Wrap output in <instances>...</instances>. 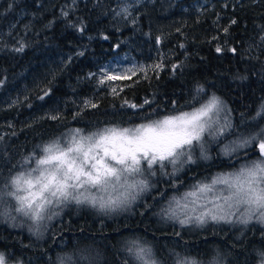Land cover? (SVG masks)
I'll return each mask as SVG.
<instances>
[{"label":"trees","instance_id":"1","mask_svg":"<svg viewBox=\"0 0 264 264\" xmlns=\"http://www.w3.org/2000/svg\"><path fill=\"white\" fill-rule=\"evenodd\" d=\"M199 1L134 0L130 17L119 20L112 10L119 0H0V253L8 264H59L60 258L64 264H136L125 250L131 240L150 246L159 264H173V253L198 262L219 257L220 264H259L264 227L239 232L208 224L191 232L162 216L171 198L199 180L256 158L253 148L232 157L220 150L264 129V117L256 118L264 105V0H208L197 9ZM21 43L24 50L15 51ZM123 52L141 61L144 71L99 85L94 72ZM156 64L162 68L154 71ZM13 90L18 99L5 107ZM213 94L230 110L232 129L206 143L211 159H197L175 177L157 171L151 189L128 212L73 205L35 233L3 195L10 177L34 166L25 159L39 156L54 139L66 140L73 129L135 127L191 111ZM78 100L97 107H78ZM34 113L40 116L29 119Z\"/></svg>","mask_w":264,"mask_h":264},{"label":"snow or ice","instance_id":"2","mask_svg":"<svg viewBox=\"0 0 264 264\" xmlns=\"http://www.w3.org/2000/svg\"><path fill=\"white\" fill-rule=\"evenodd\" d=\"M123 11L127 12V9ZM63 15L67 16L68 13L64 12ZM235 23L236 21L232 20V24ZM78 30L83 32L84 28L80 27ZM224 31L227 32L228 29L225 28ZM103 39L107 40L108 37L104 36ZM260 39L264 41V35H261ZM14 50L22 52L24 44L21 43ZM222 51L220 46L216 47L217 53ZM229 51L236 53L235 48ZM161 68L162 64L153 66L154 71ZM141 71L144 69L141 68ZM105 76L107 80L120 79L117 76H108L107 73ZM104 83L105 79L101 78L99 84ZM197 91L202 93L205 89L200 87ZM112 92L115 93L116 89L112 88ZM44 95H48V92ZM149 103L148 100L144 101V104ZM89 106L97 107L95 103L86 101L84 107ZM129 107L142 108L144 105L129 104ZM226 111L230 112L226 110L221 98L213 94L191 111L150 119L135 127L111 126L88 133L82 129H73L68 139L63 141L60 138L54 139L42 146L39 156L34 155L25 159V164L34 162L35 166L10 177L6 184L8 190L3 195L15 200L16 206L12 209L14 212L22 214L37 225L35 233L40 232L38 222L46 218L51 220L52 216L57 214L53 212L45 216L53 202L57 207L71 201L77 204L87 202L93 207L98 206L102 212L126 210L151 188L146 178L137 180L135 177H144L145 174L155 176L157 171L165 176L175 177L186 165L195 164L197 159H211L205 148L208 142L205 136L220 141L231 131L232 124L227 115L221 122V113ZM261 117H264V105L261 106V111L256 113V118ZM50 118L59 119L58 116ZM197 148L200 149L199 157L195 156ZM248 148H253L257 153L256 158L246 162L236 171L219 173L208 183H198L194 185L193 191L184 194V200L193 197L196 199L191 203L196 204L198 194L217 193L207 204L199 205L206 210L195 217L187 216L186 219H180L170 202L169 208L163 211L162 216L167 219H178L180 225L184 226L193 219L199 225L205 224L208 220L232 223L231 217L239 213L237 216L239 223L247 224L255 218L264 224V129L256 135L246 138L241 136L237 140L223 143L220 154L232 157L243 152L246 156ZM169 166L172 167L170 173L167 171ZM129 178H132L131 182ZM117 187L123 188L124 191L120 196L110 197L107 201L103 197L98 200L94 196L85 195L90 189L106 192ZM173 201L176 205L180 204V200L176 198H173ZM208 204L212 206L208 207ZM184 207L186 208L187 204ZM192 210L195 211V208ZM11 218L15 219L14 216ZM125 250L136 264H159L151 247L137 240L127 241ZM172 255L173 264H220L219 257L209 259L207 262H198L182 257L178 253ZM0 264H7V258L3 253H0ZM59 264H64V258H60ZM259 264H264V251L259 253Z\"/></svg>","mask_w":264,"mask_h":264},{"label":"rangeland","instance_id":"3","mask_svg":"<svg viewBox=\"0 0 264 264\" xmlns=\"http://www.w3.org/2000/svg\"><path fill=\"white\" fill-rule=\"evenodd\" d=\"M132 1H134V0H119L117 6L116 7H112L114 17H116V19H119V20H126V19H128L130 17V15H131V8H133V6L131 5V2ZM207 3H208V0H200L194 6L197 9H199V7H201L203 5H206ZM125 8L127 9V12H124L123 11ZM118 12L121 13V14L120 15H117L116 13H118ZM143 66L144 65H143V63L141 61H138L132 55H129V54L123 52V53H120L118 55L111 56L106 62H104V63H102L100 65V67L98 68V70L96 72H94V74L96 76V80H97V83L98 84H99V80L101 78H104L105 79V83H104V85H101V86H112L116 81L124 80L125 79L124 77H128L129 78L130 76L133 75V72L136 73L137 71L141 70V68H143ZM129 70H131V71H129ZM105 73H107L108 76H117V77H120V79L107 80V78L105 76ZM25 88L26 87L24 86L23 89H25ZM19 89H21V88H18L16 90V92L13 90L12 91L13 93H10V91H9V93L6 94V96L4 97V103H5L4 106L5 107L8 106V105H10L11 103L15 102L16 101L15 99H18V98H16L15 94L18 93L17 91ZM14 92H15V94H14ZM12 96H15V98H13ZM85 102L86 101H84V100H78L75 103H76V105L78 107H82V106H84V103ZM225 115H227V118H228V113L227 112H222L221 113V122H223V119H224ZM39 116L40 115L34 113L29 119L34 120V119L38 118ZM0 126H1V124H0ZM205 139L208 142L209 141H212L211 139H209L207 137V135L205 136ZM199 151H200V149H199ZM199 155H200V152H199ZM243 163H242V165H244ZM242 165H240L238 167V169ZM34 166H35V164H34ZM236 170H233V171H236ZM224 173H227V172H224ZM217 174H219V173H217ZM217 174L211 176L208 179L205 177L204 178L205 180H199L197 183H195V185L198 184V183H201V182L208 183V182L211 181V178L214 177V176H216ZM135 178L137 180L145 179L146 178L148 180L149 184L152 187V179L153 178H157V175H155V176H149V175L145 174L144 177L137 176ZM131 179L132 178H129L130 182H131ZM193 190H194V186L191 187V188H189L185 192H182L181 194H177L176 196L173 197V198H176L177 200H180V204L179 205H176L175 202L173 201V198H171L169 200L168 204H167L166 209L169 208V204H170V202H172V207L175 209V211L177 213V216L180 219H186L187 216L195 217L196 215H199L201 211L206 210V209L201 208L199 205L207 204L208 203V200L209 199H212L213 196L217 194V193H214V192L213 193H206V194H198L199 195V199L197 200V203L196 204H193V203H191V201L193 199H196V198L188 197L187 200H184L183 199L185 193L190 192V191H193ZM81 191H83V190H81ZM123 191H124V189L123 188H119V187H117V189H115V190L109 189L106 192L105 191H98L97 189H90L88 193H85V195L94 196L98 200H99V198L103 197V199L105 201H107L110 197L111 198H116V197L120 196V194ZM21 194H23V193H21ZM144 194H142V195H144ZM141 196H139L138 199L128 209H126V210H117V211L112 212V213H125V212H128L131 209V207L134 206L138 202V200L141 198ZM83 198L84 197L82 196L81 199H83ZM14 203H15V206H16L15 200H14ZM82 204H86V205L92 206L90 203H87V202L81 203V205ZM185 204H187V207L186 208L184 207ZM73 205H79V204L75 203V201H71V202H68V203L61 204L59 207H57V206H55V202H53V205H51V206L48 207V211L45 213V216L47 217V215H49V214H51L53 212H55L57 214L56 215H53L51 220H48L46 218L45 220L38 222L39 223V226L42 225V224H46L48 222H51L52 220L58 219L59 216L64 211H66L67 209H69ZM211 206L212 205L208 204V207H211ZM94 208L100 210L98 206L97 207H94ZM193 208H195V211L192 210ZM1 214L3 215V211H1ZM5 214L7 215V212H5ZM18 214L29 223V225H30L31 228L33 227L35 229L37 227V225L34 224L32 220L28 219L27 217L23 216L20 213H18ZM239 215L240 214L237 213V216H239ZM237 216L231 217V219L233 221L232 223H225L223 221L213 222L211 220H208L205 224L199 225L193 219V220L189 221L188 223H186L184 226H188L191 232H195L198 229H200L201 227H204V226H206L208 224H223V225H228L229 227H233V228L239 230V232H242L243 229H246L248 226H251V225L264 227V224L258 222L255 218H253L247 224L239 223L238 220H237ZM164 218L166 219V220L165 219L164 220L167 223L168 222H177L178 224H180L179 221H178V219H175V218L174 219H167L166 217H164Z\"/></svg>","mask_w":264,"mask_h":264}]
</instances>
